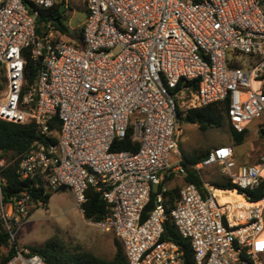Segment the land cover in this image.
Wrapping results in <instances>:
<instances>
[{"label":"built area","instance_id":"2783aa9c","mask_svg":"<svg viewBox=\"0 0 264 264\" xmlns=\"http://www.w3.org/2000/svg\"><path fill=\"white\" fill-rule=\"evenodd\" d=\"M83 1L78 38L76 31L62 35L59 18L37 30L43 11L61 3L63 14L70 0H0V118L34 122L44 137L21 157L17 172L43 194L68 187L83 213L93 186L108 213L89 223L116 232L129 264H186L181 246L162 238L164 178L187 173L181 154L169 162L178 148L176 97L187 109L228 100L234 129L243 132L258 120L264 142V0ZM26 49L39 63L32 82L25 77ZM192 80L196 88L186 82ZM130 128L138 149L113 150ZM213 164L234 185L222 189L230 198L220 201L208 181L202 190L186 183L172 223L189 239L196 264H264V197L246 195L264 179V150L249 164L237 160L234 144H223L193 167ZM153 192L155 207L144 218ZM39 205L43 200L28 190L12 201L0 197L12 239ZM0 264L49 263L16 246Z\"/></svg>","mask_w":264,"mask_h":264},{"label":"trees","instance_id":"16d2710c","mask_svg":"<svg viewBox=\"0 0 264 264\" xmlns=\"http://www.w3.org/2000/svg\"><path fill=\"white\" fill-rule=\"evenodd\" d=\"M63 2L64 1L61 3ZM61 3H58L56 6L43 11L37 17V30L39 32L40 26L50 18H59L60 20L57 25L59 28L63 27L61 22ZM78 38H81V31L79 32ZM25 55L27 58L25 65V77L27 80L32 82L38 72L39 63L38 61L32 59L28 49L25 50ZM184 82V79H181L179 87L182 86ZM186 82L192 84L195 88L198 85L196 80ZM228 108V100L211 103L200 108H191L187 110L186 119L190 122L198 124L199 128L201 129L220 126L223 125L225 120L228 119L229 121ZM58 121V119L55 120V125L59 127ZM229 124L234 144H242L247 136L248 130L238 132L234 129L230 121ZM132 136V129L130 128L127 136L123 139L115 141L112 149L132 151L137 150L139 143L134 141ZM41 141H44V137L39 134L34 122L19 123L0 118V160H5V163L0 165V197H2L3 201H12L15 199V197L19 196L21 192L28 190L35 199L40 197L45 205L48 204L52 193L47 192L46 194H43L41 189L35 188L32 180L22 179L17 172V165L21 157ZM263 150L264 148L260 149L256 158H248L245 161H239L249 164L256 163L259 159L260 153ZM208 153L209 150H206L198 155L196 154L192 159H187L183 162L187 171L185 175V182L194 183L201 190L203 189V180L198 170L193 166L203 161V159L207 157ZM166 178L169 179L171 176H167ZM212 183L217 189L219 188V190L231 189L234 187L228 178H221L213 181ZM160 189H162V185H160L159 190ZM180 189V186H175L164 191V204L168 217L165 220V231L162 238L172 240L181 246L186 264H196L192 249L190 247L189 239L183 238L178 233L176 227L169 217L170 211L176 204V201L180 195ZM155 194L156 192L152 193V196L145 207L143 212L144 218H146L155 207ZM232 195H235V193L232 192ZM246 195L252 200H259L263 198L264 179L255 189L246 190ZM82 208L84 209L85 218L94 221L103 219L108 213L106 201L103 199L101 193L98 192L93 186L88 187L87 201L82 205ZM115 237L116 251L111 258L98 256L90 251L85 250L68 254L66 251H64L63 245L58 242L53 244L52 241L44 247L33 246L30 250L33 253L40 254L49 264H129L122 241L117 235ZM15 252L16 246L13 244L11 233L7 229L0 212V261H6L10 259L15 254Z\"/></svg>","mask_w":264,"mask_h":264},{"label":"rangeland","instance_id":"374dc122","mask_svg":"<svg viewBox=\"0 0 264 264\" xmlns=\"http://www.w3.org/2000/svg\"><path fill=\"white\" fill-rule=\"evenodd\" d=\"M85 14L86 7L83 0H70V5L66 7L61 16L62 35L73 37L76 31V36H78ZM176 101L180 116H178L174 130L178 148L176 153L171 151L169 157L172 165L177 162V154H181L180 159L185 161L218 145L234 144L228 119L223 122V125L201 129L198 124L186 119L188 109L185 105H181L177 97ZM257 126L258 120H254L244 142L236 145L238 161L256 158L260 149L264 147ZM199 174L203 181L209 183L227 178L221 173L220 166L217 164L202 167ZM185 175L186 173L174 172L171 178H164L163 185L167 189L175 186L181 187L185 182ZM159 188V185L153 186L154 190H159ZM51 193L47 205L33 208L28 218L19 227L14 228L16 233L15 239H12L14 246L31 249L33 246L44 247L52 241L53 244L58 242L63 245L64 251L68 254L85 250L98 256L111 258L116 251V232L112 229L104 231L90 224V220L85 218L68 187L52 190Z\"/></svg>","mask_w":264,"mask_h":264},{"label":"bare ground","instance_id":"6f19581e","mask_svg":"<svg viewBox=\"0 0 264 264\" xmlns=\"http://www.w3.org/2000/svg\"><path fill=\"white\" fill-rule=\"evenodd\" d=\"M224 193H225V191H223V190H219L217 188L215 189V194L219 196L220 201H225V200L229 199V198L223 197V196H225Z\"/></svg>","mask_w":264,"mask_h":264},{"label":"crops","instance_id":"0c3cea01","mask_svg":"<svg viewBox=\"0 0 264 264\" xmlns=\"http://www.w3.org/2000/svg\"><path fill=\"white\" fill-rule=\"evenodd\" d=\"M85 17H86V14H85ZM85 17H84V19H85ZM84 21V20H83ZM83 21L81 22V23H83ZM247 130H249V129H247ZM264 143V142H263ZM219 146V145H218ZM234 146L236 147V145L234 144ZM217 147V146H216ZM264 148V147H263ZM236 151V150H235ZM236 158H237V160H238V157H237V154H236ZM170 176H172V175H170ZM167 177V176H166ZM164 183V182H163ZM186 184V182H184V184L181 186V188L184 186ZM167 189V188H166ZM219 189V188H218ZM232 194V193H231Z\"/></svg>","mask_w":264,"mask_h":264},{"label":"water","instance_id":"95a60500","mask_svg":"<svg viewBox=\"0 0 264 264\" xmlns=\"http://www.w3.org/2000/svg\"><path fill=\"white\" fill-rule=\"evenodd\" d=\"M64 10V7H61V12ZM56 22H59V19H56Z\"/></svg>","mask_w":264,"mask_h":264}]
</instances>
